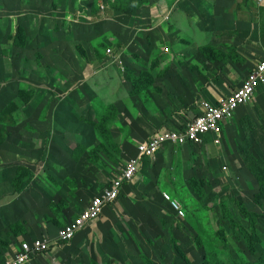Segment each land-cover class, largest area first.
I'll return each instance as SVG.
<instances>
[{"label":"crops","instance_id":"0c3cea01","mask_svg":"<svg viewBox=\"0 0 264 264\" xmlns=\"http://www.w3.org/2000/svg\"><path fill=\"white\" fill-rule=\"evenodd\" d=\"M147 6L152 11L109 13V19L118 20L119 24L115 29L111 25V44L114 47L121 44L124 57L118 56L116 60L107 58L106 66L103 60L100 62L96 58L92 61L89 58L82 65L83 71L74 68L72 76L66 78L69 89L65 90L60 84L56 100L51 102L52 98H49L36 108L41 119L34 125L29 122L25 126L28 138L24 136L23 142L19 140L20 145L17 142L14 160H9L8 164L10 161L14 163L10 164L11 167H0V264L11 259L23 242L55 237L59 227L72 220L91 196L116 177L131 158L139 157L137 148L140 144L158 131L183 128L201 112L202 101L215 104L220 98L229 97L264 59V2L148 0L144 7ZM130 17H135L137 24L129 35L127 23ZM141 25H148V30H138ZM149 27L153 29L149 30ZM138 31L147 32L152 38L148 43L150 53L140 62L148 64V67H138V76L142 75L144 82L140 79L138 82L126 80L122 75L115 79L107 76L106 72L117 68V64L124 65L121 71L125 72L128 64L141 60V57L132 60L126 55V49L133 45L130 37L135 34L138 40ZM103 69L105 71H100ZM262 86L249 106L236 113L235 121L231 118L222 125L223 131V127L239 123L245 116L249 121H254L256 116L263 119ZM69 91H72L70 98ZM97 99L107 106L112 119L100 121L96 118ZM14 108L11 106L10 110ZM67 116L72 118L66 119ZM10 123L11 120L7 125ZM228 133L225 132L226 136ZM209 136L213 142L210 150L218 153L214 135ZM9 138L5 137L0 146ZM208 141L211 140H206L196 149L203 150ZM229 142L233 144L234 141ZM169 147L175 148L171 145L163 147L152 161L168 156L165 168L172 169L167 171L172 186L177 184L181 170L176 162L185 152L168 154ZM177 148L195 150L188 146ZM231 148L227 145V149ZM152 161L144 165L151 166ZM142 165L143 161L140 167ZM136 179L124 188L121 198L78 235L70 246L54 247L51 255L42 256L41 261L34 264H49V261L60 264L58 253L66 249L67 253L73 250L74 261L80 264L87 256L85 247L88 241L111 240L113 248H123V239L128 240L127 234L119 238L112 236V231H129L130 224H140L139 228L134 227L133 232L148 233L151 225L160 231V225L165 223L162 217L170 223V216L160 214L161 206L167 205L158 192L147 205H142L143 180ZM139 181L140 185L135 188ZM166 209L175 215L172 207L167 206ZM145 225L149 230L144 228ZM159 235L165 237L164 234ZM156 237L160 242L161 238L155 235L154 239ZM148 239L153 249L151 238L139 236L134 240L140 247H145L147 244L141 242ZM162 244L166 246L165 242ZM156 247H161V244ZM149 255H152L151 251ZM191 261L193 264L196 262L192 255ZM88 262L91 264L92 260L88 259Z\"/></svg>","mask_w":264,"mask_h":264},{"label":"rangeland","instance_id":"374dc122","mask_svg":"<svg viewBox=\"0 0 264 264\" xmlns=\"http://www.w3.org/2000/svg\"><path fill=\"white\" fill-rule=\"evenodd\" d=\"M118 2L122 6L127 4V0ZM134 2L142 3V0ZM149 6L143 7L141 11H152ZM97 8L100 9L98 14L93 13ZM105 8L101 5V0H0V131L5 128L10 136L9 140L0 146V167H8L14 163L10 161L8 164L9 160H14L17 142L19 140L23 142L24 136L27 135L25 126L29 125V122L34 125L41 119V113L36 108L49 98L54 102L56 94L60 92V84L64 85L65 90L69 89L66 78L72 76L74 68L83 71L85 68L82 65L88 62L89 58L91 60L97 58L100 62L103 60L105 66L108 64L109 56V59L115 60L118 56L123 58L124 48L121 44L116 47L111 44L113 37L110 35L111 25L114 29L115 26L118 27V20L109 19L111 11H106L108 9ZM66 11H69V14L65 15ZM136 24L135 17H130V22L127 23L130 27L129 35L136 28ZM148 25H141L138 30H148ZM152 29L153 27H149V30ZM140 31L136 32V35L139 34L138 40L135 34L130 37L133 45L126 49V55L132 60H139L140 57L141 60L128 64L125 72L121 71L123 65L117 64V68L106 72L107 76L115 79L122 75L126 80L134 79L138 82L140 79V82H144L143 76H138V67H148V64L140 62L150 53L148 43L152 38L147 32L139 33ZM71 93L72 91L68 92L69 98ZM97 102L99 105L96 118L100 121L112 119L107 106L99 99ZM11 106L15 107L13 111H9ZM8 115L9 119L11 118V125H7L10 121ZM262 116V120L256 116L254 121H249L248 116H245L246 118L239 120V123L223 127L224 133L225 130L227 133L233 130L227 136L226 134L224 136L223 130L219 137L214 135V142L218 141L215 143L219 146L218 153L216 150H210L212 136H209L211 141H208L203 150L185 151V148L174 150L168 148V154L179 155L185 152L176 162L177 166L181 167L177 186H170L169 183L170 176L167 175L168 169L165 168L169 162L168 156L162 160L158 158L151 166L143 164L140 167L139 164L136 180L138 178L143 180L140 194L142 205H147L149 199L158 192L166 200V205L172 207L175 212V215L168 213L167 206H161L160 214L170 216L171 222L168 223V219L162 217L165 223L160 225V231L153 229L151 225V231L148 233L133 232L134 227L137 229L140 224H130L129 231H112L111 235H117L119 238L127 234L128 240L123 239V248H113L111 240L88 241L85 247L88 249L85 250L87 256L80 264H88V259L92 260L91 264H187L188 259L184 256L191 259L190 249L182 244L179 236V225L183 222L189 224V231L195 233L196 230L202 229L203 238L207 241L210 238L212 245L208 250L210 260L216 257L217 235L222 232H225L232 243L228 246L230 257L222 256L225 257L222 259L231 258L233 261L241 251L251 259L250 252L244 250L247 247L245 243L247 239L244 235L241 236V233L243 227L249 238L254 241L258 236L264 244V202L257 200L259 192L264 188L260 180L262 179L264 183V113ZM71 118L67 116L66 119ZM3 135L9 137L7 132ZM228 140L234 141L233 144L228 143ZM227 145L232 148L227 149ZM142 160L140 158L139 161ZM140 183L141 181L137 182L135 188ZM150 191L152 192L149 194ZM181 213L184 215L181 216ZM230 218L233 219V224ZM176 227L179 231L176 229L177 240L174 243L172 239L175 237ZM144 228L149 230L147 225ZM235 232H238L241 238L236 242L229 237ZM159 234H165V237L162 238ZM184 234L189 237L190 232L184 231ZM155 235L161 238L160 242L157 237L154 239ZM139 236H143L144 239L151 238L154 248L152 249L150 239L141 242L147 246L140 247L138 241L134 240ZM162 242H165L166 246L161 244ZM239 242L241 245H238ZM72 243H64L59 247L64 248ZM158 243L161 247H156ZM176 244L180 246V250L178 246L174 247ZM170 245L174 247L173 250ZM263 247H258V254ZM164 250L167 251L160 253ZM150 251L152 255H149ZM204 252L197 253L195 258L198 260ZM74 258L73 250L70 253H67V249L58 253L60 264H77ZM96 259L98 262H95ZM49 264L55 262L49 261Z\"/></svg>","mask_w":264,"mask_h":264},{"label":"built area","instance_id":"2783aa9c","mask_svg":"<svg viewBox=\"0 0 264 264\" xmlns=\"http://www.w3.org/2000/svg\"><path fill=\"white\" fill-rule=\"evenodd\" d=\"M252 1L256 4L264 2V0ZM261 85H264V60H260L256 64L242 85L234 90L229 97L220 98L215 104L202 101L200 103L201 114L187 123L183 130H162L154 133L145 143L138 146L139 157L131 158L122 173L112 181V186L105 189L103 195L94 198L89 208L85 209L74 222L59 229L53 238L45 237L37 239L33 243L28 241L21 243L15 255L4 264H28L34 256L47 253L51 247L70 242L78 232L100 218L106 206L117 199L124 182L134 181L140 158L155 157L167 143L175 145H184L186 142L201 144L208 135L219 137L222 132V123L231 119L240 106L248 104Z\"/></svg>","mask_w":264,"mask_h":264},{"label":"trees","instance_id":"16d2710c","mask_svg":"<svg viewBox=\"0 0 264 264\" xmlns=\"http://www.w3.org/2000/svg\"><path fill=\"white\" fill-rule=\"evenodd\" d=\"M147 2H148V0H142V3L141 2H138V3L135 4L134 0H127V4L125 6H122V5H119L120 3L118 2V0H116L115 2H111V0H101V5H103L104 7H106L105 9H108L110 11H118V12L125 13V14H131L134 11H140L142 9V7H144L146 5ZM98 11H100L99 8H97L93 13L98 14ZM67 13L69 14V11H66L65 12V15H67ZM95 16H97V15H95ZM114 54H115V51H114ZM109 58H110V56H109ZM262 87L263 86L261 85L257 89L255 95L257 94V92H259L260 90H262L261 89ZM250 103L240 106L236 110V112L234 113V116L232 117V119L235 118V115H236L237 112L246 109L249 106ZM9 111H13V110H10V108H9ZM200 114H201V112H199L196 116H198ZM10 115H8V119H9ZM9 120H11V118ZM3 127H4V125H3ZM184 128L185 127L181 128L180 130H183ZM4 132H7L8 133V130H6L5 128H3V131H0V142H4L5 141V137L3 135ZM225 132H226V130H225ZM223 134H225L224 131H223ZM208 139L209 138L206 137L205 138V141L208 140ZM205 141H204V143H205ZM204 143H202V144H204ZM202 144H195L193 142H190V144L181 145L180 148L183 147V146H188V147H192V148H195L196 149L199 146H201ZM168 145L175 146V148L178 147L177 145L171 144V143L165 144L164 147L165 146H168ZM169 148H170V150H174L175 149V148L172 149V147H169ZM152 160H153V158L145 157V158H143L142 161H143V164H145V163H150V161H152ZM173 166H175V164ZM168 170H172V169H168ZM121 173H122V170L118 171L116 173V177L118 175H120ZM116 177L114 176L113 179L111 181H109L108 183H106L103 187H101L99 189V191L95 195L91 196L87 200L86 205L83 208H81L78 212H76L75 217L72 220L68 221L64 226H61L60 229L65 228L66 226H68V224H70L73 221H75L84 212L85 209H88L89 206L91 205L92 200L94 198L98 197V196L103 195L105 189L110 188L112 186V181ZM260 180L262 182L261 185L263 186L264 185L263 180L262 179H260ZM129 184H131V182H124L122 184L117 199L114 202L109 203L106 206V208L104 209V211H106V209H108L109 207H111L117 200H119L121 198V196L123 194L124 188L127 185H129ZM175 185L177 186V184H175ZM257 200L260 201V202H264V188L261 189V191L259 192V195L257 196ZM230 220H232L231 223L233 224V219L230 218ZM88 227H89V225L86 226L80 232H78L75 235V237L70 241V243L74 242V240L78 237V235H80ZM179 228H180L179 236L181 238V242H182L183 245L187 246L190 249V254L192 255V257H195L197 255V253L204 252V250H205L203 256L201 258H199L198 260L196 258V262L194 264H264V247L262 248V251L260 252V254H258V247L259 246H264V244L261 242V240H260V238L258 236L255 237L254 241L251 238H249L246 235V232H245V230H244L243 227H242L241 236L244 235V237L247 239V241H245V243L247 244V247L244 250H248L250 252L251 259H249L245 255H243L244 253H243V251H241V254L237 255L236 256L237 258L233 259V261H232L231 258L229 260L222 259V258H225V257H230L228 246H229V244L232 245V243L228 240V236L225 234V232H222V233H220V234L217 235V240H218L217 248H218V252L216 254V257L215 258H212L210 260L209 257H208V250L212 247L211 240L209 238L208 241H207V239H204L203 238L204 236H203L202 229H198V230L195 231V233H193L192 231H189L190 230V226H189V224L187 222L180 223ZM176 229L178 230V228L177 227L175 228V231H174L175 237H174V239L171 238L173 240V242L175 241L174 243H176V240H177V230ZM184 231L190 232L189 237H186L185 236ZM239 236L240 235L238 234V232L233 233V235L232 234L229 235V237H232L234 239V242L241 240V238ZM34 241L35 240H29L28 242L33 243ZM67 245H69V244H67ZM238 245H241V242H239ZM177 246L179 247L178 250H180V246L178 244L174 245L175 248ZM55 247H59V245L58 246H55ZM174 247H172L170 245L171 250H173ZM53 248L54 247H51L50 250L47 253H45V254H40V255L34 256L31 259L30 264H34V262H36L37 260L41 261L42 256H44V255H51V253L53 251ZM161 252H164V251H161ZM227 255H229V256H227ZM222 256H225V257H222ZM184 257H186L188 259V261H186L187 264H193L192 261H191V259H189L187 256H184Z\"/></svg>","mask_w":264,"mask_h":264},{"label":"clouds","instance_id":"9594fccd","mask_svg":"<svg viewBox=\"0 0 264 264\" xmlns=\"http://www.w3.org/2000/svg\"><path fill=\"white\" fill-rule=\"evenodd\" d=\"M184 215V213H181V216H183ZM45 254V253H44Z\"/></svg>","mask_w":264,"mask_h":264}]
</instances>
